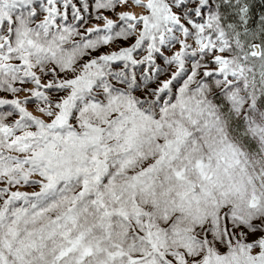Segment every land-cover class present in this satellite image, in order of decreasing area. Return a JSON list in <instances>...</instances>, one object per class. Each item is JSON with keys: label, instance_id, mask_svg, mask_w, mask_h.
I'll return each mask as SVG.
<instances>
[{"label": "snow or ice", "instance_id": "obj_1", "mask_svg": "<svg viewBox=\"0 0 264 264\" xmlns=\"http://www.w3.org/2000/svg\"><path fill=\"white\" fill-rule=\"evenodd\" d=\"M0 264H264V0H0Z\"/></svg>", "mask_w": 264, "mask_h": 264}]
</instances>
